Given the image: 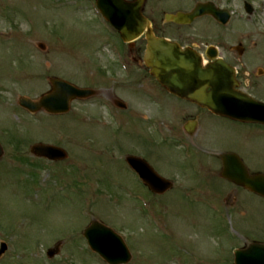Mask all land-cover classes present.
Wrapping results in <instances>:
<instances>
[{
  "label": "rangeland",
  "instance_id": "1",
  "mask_svg": "<svg viewBox=\"0 0 264 264\" xmlns=\"http://www.w3.org/2000/svg\"><path fill=\"white\" fill-rule=\"evenodd\" d=\"M95 11V0H0V136L3 129L10 130L11 137H3L16 138L21 147L15 153L11 143L1 141L8 153L0 159V244L8 249L0 264H106L83 236L93 220L124 237L132 252L128 264H234L237 248L264 242V198L241 188L236 192V186L222 181L196 178L197 173L164 194H153L123 167L134 152L120 149L118 166L110 164L114 140L123 132L105 124L111 119L95 98L75 100L68 113L57 115H32L21 106V96L39 100L53 76L96 94L112 93L121 80L131 85L151 80L138 68L131 78L115 69L110 46L103 45L114 38L112 30ZM127 124L131 134L138 130L151 139V131H141L135 117ZM222 134L213 129L210 135ZM38 142L63 147L69 158L34 156L30 147ZM125 145L167 173L168 162H180L160 144L141 149L129 138ZM237 145L258 148L264 169V132L243 137ZM129 192L145 193V213L140 199ZM56 246L59 253L49 259L47 251Z\"/></svg>",
  "mask_w": 264,
  "mask_h": 264
},
{
  "label": "flooded vegetation",
  "instance_id": "2",
  "mask_svg": "<svg viewBox=\"0 0 264 264\" xmlns=\"http://www.w3.org/2000/svg\"><path fill=\"white\" fill-rule=\"evenodd\" d=\"M130 1L134 3L137 0ZM197 9L198 15H194ZM141 14L146 23L143 35L131 43L114 36L111 54L115 69L125 78L132 76L125 75L124 66L130 71L134 68L142 70L144 77L151 80L141 78L132 85L121 80L119 86L112 88V93H97V104L105 106L104 103H108L111 108L108 110L110 125L112 123L115 129L123 132L119 140H114L112 146L115 150L112 152L129 149L153 164L142 151L127 148V139L131 138L141 149L158 147L159 144L168 147V152L174 154L173 158L177 155L180 162H168V173L153 166L162 176L173 179L174 184L184 182L192 173H197L196 178L234 184L221 177L225 153L238 155L250 176L264 172L259 166L258 148L237 145L243 137H255L264 132V125L216 115L207 108L173 95L151 75L145 60L150 38L176 43L191 50L202 69H226L232 73L239 92L264 102V83L261 81L264 78V32L261 31L264 0H141ZM150 30L154 36H147ZM121 91L128 95L124 97ZM142 103L147 107L141 108ZM122 104L124 108L120 107ZM130 116L139 121L141 131H151L150 140L138 130L133 134L128 131L127 119ZM213 129L222 130L227 138L223 134L213 138L210 135ZM3 131L0 143H11L8 147L15 153L20 152L16 138H10L11 142L3 137H11V131ZM7 153L4 148V156ZM123 167L129 168L126 164Z\"/></svg>",
  "mask_w": 264,
  "mask_h": 264
},
{
  "label": "water",
  "instance_id": "3",
  "mask_svg": "<svg viewBox=\"0 0 264 264\" xmlns=\"http://www.w3.org/2000/svg\"><path fill=\"white\" fill-rule=\"evenodd\" d=\"M98 6L106 18L120 30L125 41L133 40L141 34L144 23L140 14V3L133 5L125 0H98ZM41 47L44 48V45ZM148 59L152 75L174 94L207 107L217 114L231 115L246 121L255 119L264 122V104L253 103L236 93L234 85L220 80V72L200 70L196 67L194 56L188 50L184 51L171 43H153L148 51ZM51 83L52 90L44 94L40 101L22 98L21 105L32 111L46 109L51 113H63L69 110L73 99L94 94L92 90L77 88L60 78H52ZM205 83L211 87L210 91L202 87ZM32 152L52 160L68 157L64 149L42 143L35 144ZM230 157L232 156H224V176L236 181H245L238 185L264 196V175L248 177L237 170L230 174L233 165ZM132 160L139 159H129L130 162ZM148 169L152 172L151 168ZM150 175L157 178L150 179L148 183L154 192L163 193L169 189V183L156 174ZM84 235L92 248L100 252L111 264L126 263L131 259L123 239L107 226L94 222L85 230ZM5 250L6 245L3 244L0 255ZM57 253L58 248L49 250L48 255L53 257ZM235 257L236 264H264V244H250L246 249L237 250Z\"/></svg>",
  "mask_w": 264,
  "mask_h": 264
}]
</instances>
